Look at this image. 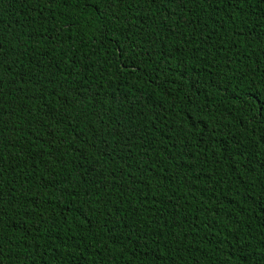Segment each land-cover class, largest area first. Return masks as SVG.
I'll list each match as a JSON object with an SVG mask.
<instances>
[{
	"label": "trees",
	"instance_id": "1",
	"mask_svg": "<svg viewBox=\"0 0 264 264\" xmlns=\"http://www.w3.org/2000/svg\"><path fill=\"white\" fill-rule=\"evenodd\" d=\"M0 264H264V0H0Z\"/></svg>",
	"mask_w": 264,
	"mask_h": 264
}]
</instances>
